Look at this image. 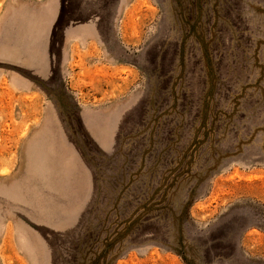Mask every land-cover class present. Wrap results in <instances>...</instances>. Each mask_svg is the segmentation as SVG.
Returning <instances> with one entry per match:
<instances>
[{
  "label": "rangeland",
  "instance_id": "1",
  "mask_svg": "<svg viewBox=\"0 0 264 264\" xmlns=\"http://www.w3.org/2000/svg\"><path fill=\"white\" fill-rule=\"evenodd\" d=\"M61 3L51 74L0 86L11 252L17 228L51 264H264V0Z\"/></svg>",
  "mask_w": 264,
  "mask_h": 264
},
{
  "label": "crops",
  "instance_id": "2",
  "mask_svg": "<svg viewBox=\"0 0 264 264\" xmlns=\"http://www.w3.org/2000/svg\"><path fill=\"white\" fill-rule=\"evenodd\" d=\"M61 8V0H0V86L8 77L19 90L25 93L27 90H32V86H36L37 80H42L51 74L50 50L53 47L54 31ZM95 30L93 22L87 25H72L62 31V41L57 45L60 48H73L76 42L87 40V36L92 35ZM10 67L16 70L13 76L6 73L5 68ZM24 74H29V78ZM44 128L40 137L50 144L52 157L53 152H57L58 125L51 121L47 122ZM24 140L25 138H19V144H22ZM54 171L52 164L49 177L51 191L56 178ZM16 191L15 186H0V264H28V262L51 264L50 252H35L33 243L30 244L32 252H27L22 245L23 241L17 228L16 242L23 252H11L10 213L4 205L9 198H16L14 195ZM48 191H50L48 187L43 190V192ZM50 198L52 202L51 193ZM42 210L37 223L50 225V227L57 226V206L53 209L52 205H44ZM27 239L31 242L29 237Z\"/></svg>",
  "mask_w": 264,
  "mask_h": 264
}]
</instances>
